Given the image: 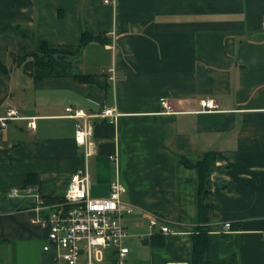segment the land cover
Here are the masks:
<instances>
[{
    "label": "crops",
    "instance_id": "0c3cea01",
    "mask_svg": "<svg viewBox=\"0 0 264 264\" xmlns=\"http://www.w3.org/2000/svg\"><path fill=\"white\" fill-rule=\"evenodd\" d=\"M263 17L264 0H0V61L8 68H0V117L18 110L0 123V264H23L29 254L32 264H67L44 250L49 227L33 219L50 217L84 163L92 197L108 196L120 180L135 206L123 218L127 264H189L199 227L209 229L210 260L264 264ZM84 31L106 41L71 59L73 72L93 82L35 79L11 61V47L32 54L43 41L79 46ZM202 99L217 106L202 110ZM68 107L119 113L93 119L88 157ZM208 151L216 153L210 192L200 190L198 169L179 160ZM31 174L37 181L26 185ZM151 214L173 232L151 227ZM104 251L112 264L115 248Z\"/></svg>",
    "mask_w": 264,
    "mask_h": 264
},
{
    "label": "built area",
    "instance_id": "2783aa9c",
    "mask_svg": "<svg viewBox=\"0 0 264 264\" xmlns=\"http://www.w3.org/2000/svg\"><path fill=\"white\" fill-rule=\"evenodd\" d=\"M103 1L110 4L116 2ZM262 25L264 26V17ZM111 71V79L114 80V68ZM161 103L167 110H172L167 99H162ZM200 103L205 111L217 106L214 99H202ZM67 111V116L78 119L76 139L79 144L85 146L86 157L94 152L93 119L108 117L114 120L119 115L117 109L112 107L103 108L98 114H89L83 109L73 107H68ZM17 117L18 110L15 107L8 108L7 114L0 117L1 126ZM30 124L35 127L34 122ZM89 186V174L84 163L72 174L64 197L54 205L50 217L33 219V222L49 227V243L44 245V250L51 252L54 259L64 260L67 264H106L104 249L113 247L115 259L112 264H127L129 247L123 242L128 236V230L123 218L131 214L135 206L123 198L126 185L120 180L112 181L109 195L106 197H92ZM27 191H33V187H28ZM17 193L19 190L16 188L11 190V195ZM149 224L151 227L160 228L164 233L173 232L170 226L155 214L150 215ZM225 225L229 227L231 224L227 222Z\"/></svg>",
    "mask_w": 264,
    "mask_h": 264
},
{
    "label": "trees",
    "instance_id": "16d2710c",
    "mask_svg": "<svg viewBox=\"0 0 264 264\" xmlns=\"http://www.w3.org/2000/svg\"><path fill=\"white\" fill-rule=\"evenodd\" d=\"M16 32L20 35L34 37L35 32L26 27H17ZM94 40H101L98 34H92L84 31L82 41L79 46H51L43 41L32 54H28L23 46L11 47V61L17 64H23L25 70L35 79H41L46 76H60L71 74L81 82H93L91 74L75 73L72 67V57L81 51L83 47ZM105 43L106 41L101 40ZM58 55H68L69 59L58 58ZM0 68L8 70L7 65L0 61ZM179 160L187 167L198 169L200 190L206 189L210 192L211 173L215 167L216 153L206 152L198 160L193 161L185 156H180ZM37 181V176L31 174L26 180V185ZM209 249V229L199 227L198 231L192 235V254L189 264H219L210 260L208 256Z\"/></svg>",
    "mask_w": 264,
    "mask_h": 264
},
{
    "label": "rangeland",
    "instance_id": "374dc122",
    "mask_svg": "<svg viewBox=\"0 0 264 264\" xmlns=\"http://www.w3.org/2000/svg\"><path fill=\"white\" fill-rule=\"evenodd\" d=\"M20 261L23 264H32V263L35 262L34 257H32V256L30 257V254L28 256L27 255H24V257L22 256L20 258ZM81 263H83V260L82 259H81ZM62 264H66V263L65 262H62Z\"/></svg>",
    "mask_w": 264,
    "mask_h": 264
},
{
    "label": "water",
    "instance_id": "95a60500",
    "mask_svg": "<svg viewBox=\"0 0 264 264\" xmlns=\"http://www.w3.org/2000/svg\"><path fill=\"white\" fill-rule=\"evenodd\" d=\"M58 58H61V59H67L68 56H66V55H58ZM171 264H175V263H171Z\"/></svg>",
    "mask_w": 264,
    "mask_h": 264
}]
</instances>
